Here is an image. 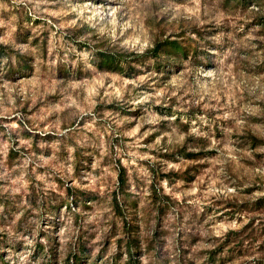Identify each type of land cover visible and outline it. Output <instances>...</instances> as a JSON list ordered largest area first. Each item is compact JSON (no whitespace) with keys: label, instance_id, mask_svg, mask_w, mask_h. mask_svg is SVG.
Here are the masks:
<instances>
[{"label":"rangeland","instance_id":"rangeland-1","mask_svg":"<svg viewBox=\"0 0 264 264\" xmlns=\"http://www.w3.org/2000/svg\"><path fill=\"white\" fill-rule=\"evenodd\" d=\"M264 264V0H0V264Z\"/></svg>","mask_w":264,"mask_h":264},{"label":"trees","instance_id":"trees-1","mask_svg":"<svg viewBox=\"0 0 264 264\" xmlns=\"http://www.w3.org/2000/svg\"><path fill=\"white\" fill-rule=\"evenodd\" d=\"M77 259H79V256H75V257H74V262H73V264L77 263V261H76Z\"/></svg>","mask_w":264,"mask_h":264}]
</instances>
